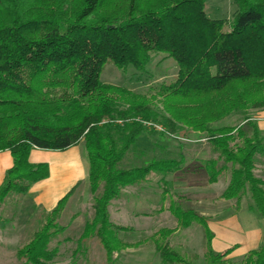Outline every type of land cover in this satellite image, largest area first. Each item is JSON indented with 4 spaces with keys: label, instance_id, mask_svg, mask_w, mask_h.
Returning a JSON list of instances; mask_svg holds the SVG:
<instances>
[{
    "label": "trees",
    "instance_id": "trees-1",
    "mask_svg": "<svg viewBox=\"0 0 264 264\" xmlns=\"http://www.w3.org/2000/svg\"><path fill=\"white\" fill-rule=\"evenodd\" d=\"M233 2L231 20H211L206 0H0V151L12 157L0 204L48 176L46 164L29 163L32 149L62 151L82 144L92 219L79 240L95 238L112 264L121 245L118 232L129 229L110 222V202L121 189L179 165L157 146L159 155L153 151L149 162L120 168L127 151L137 153L136 138L155 131L143 124L151 122L160 123L161 135L206 132L216 155L203 164L208 181L227 173L222 198L248 194L251 208L264 219V181L253 173L255 157L264 154L262 133L249 116L237 127H211L232 114L264 109V0ZM153 54L171 59L177 72L149 94L100 80L107 64L122 73L129 66L143 72ZM73 191L48 212L18 258L27 264L52 258L48 245L63 230L56 221ZM168 211L180 228L202 227L205 264L229 262L227 251L212 250L206 218L171 201ZM174 231L158 234L164 238ZM155 245L163 264H192L167 244ZM243 262L264 264V245Z\"/></svg>",
    "mask_w": 264,
    "mask_h": 264
},
{
    "label": "rangeland",
    "instance_id": "rangeland-1",
    "mask_svg": "<svg viewBox=\"0 0 264 264\" xmlns=\"http://www.w3.org/2000/svg\"><path fill=\"white\" fill-rule=\"evenodd\" d=\"M236 9L233 0H206L205 13L211 20H231ZM176 72L177 66L171 59L162 54H153L143 72H138L129 66L122 73L113 65L107 64L103 68L100 80L106 84L123 86L132 92L146 95L151 93L152 89L157 88L161 83L172 82L176 77ZM154 108L160 111V104H155ZM253 111L255 112V110H249L246 113L232 114L213 123L211 127L213 129L226 126L237 127L232 125H237L244 121L243 119L248 114H253ZM151 131V129H148V133L141 134L136 138L137 153L131 152V150L127 151L119 164L120 168H131L149 162L154 157L153 151H155L156 155H159V151L156 148L153 151L148 149L150 141H153V139L156 141L165 139V141L170 142L176 148H178L177 143H180L184 148L195 151L202 158H207L211 155L210 151L212 149L207 141L208 134L206 132H192L188 129H181L177 130L174 135L165 133L161 135L158 130ZM175 137H179V140L175 141ZM139 146L145 147L147 150L144 151ZM195 169L197 168L193 166L192 168L188 167L186 171L183 170L174 175L170 174L166 182L158 180L161 175L152 174L147 178L146 182L131 186L135 191L133 194L122 196L121 199L127 200L128 209L132 207L139 209V211H147L152 210L153 204H155L156 214L150 216L149 219H135L129 214L121 217V220L118 221L111 219L114 224L128 226L127 228L129 229L128 231L118 232L121 245L119 250L112 255V264H163L156 250V243L167 244L172 250L178 252L192 264H205V237L202 227L192 224L189 228H180L177 224L176 228L179 229V232L173 235L176 231V229H173L175 228L176 219L168 212L158 214V209L167 207L170 201L175 202L183 209L192 206L187 203L188 200L186 199L192 189H189L186 185L194 181L197 184L202 183L205 178L203 171H195ZM253 173L256 178L264 181V154L255 157ZM172 176H174L173 180L170 178ZM224 176V178L229 179L227 173ZM228 179L226 182H228ZM175 180L181 181L186 185L181 188H172L170 181L172 183ZM131 187L129 188L130 190L132 189ZM215 187L219 192L224 190L225 183L223 178L220 179L218 186ZM135 194H139L141 200ZM163 195L164 198H162ZM21 197L22 195L12 194L0 204V264H27L24 260L18 258L17 252L27 245L33 234L45 224L48 213L36 211L31 216H27L29 214L28 210L22 212L24 216H22L21 212L20 214L18 213ZM163 199L165 200L163 201ZM140 201H144L143 204ZM116 203L115 201L113 202L111 213H113ZM220 203V220L228 217L230 225L234 224L236 226L239 224L242 228L249 227V220L246 219L248 218L247 215L252 213L251 215L254 217L259 216L251 208L252 202L248 194L227 202L225 199L220 198ZM91 204V194L90 197L86 196V194L83 195L81 189L72 192L63 205L56 221L63 230L50 240L48 249L54 252L52 258L46 264H107L105 253L95 238L79 240L85 223L92 219ZM194 212L197 213L196 211ZM232 214L235 217L231 219L229 216ZM206 222H208L207 219ZM143 225L144 228H139V226ZM160 229L175 231L163 238L162 235L158 234ZM221 229L223 230L221 234L224 231L228 232L225 228ZM226 264H244L243 257L229 260Z\"/></svg>",
    "mask_w": 264,
    "mask_h": 264
},
{
    "label": "crops",
    "instance_id": "crops-1",
    "mask_svg": "<svg viewBox=\"0 0 264 264\" xmlns=\"http://www.w3.org/2000/svg\"><path fill=\"white\" fill-rule=\"evenodd\" d=\"M248 116L252 119V121L256 123L264 139V109L255 110L253 114H248ZM243 123L244 121L232 126L242 125ZM178 138H175V141L179 140ZM177 144L178 148H176V146L173 147L170 142L165 141V139H162L160 141H156L155 139H153V141H150L148 149L153 151V149L158 146L163 149L164 153L168 157H176L179 160L177 169L169 172L165 176H160V178L158 179L159 181L163 180L164 182H166L170 174L174 175L177 172L183 170L186 171L188 167L192 168L193 166H195V168H197L195 169V171H203L204 162L216 157V155H214L213 152L210 151L211 155H209L207 158H202L195 151L189 148H184L180 143ZM139 148L144 151L147 150V148L145 147L139 146ZM28 161L30 164L34 165L41 163L46 164L48 167V176L45 179L34 183L29 188L27 193L22 195L21 199L19 200V214L20 212L22 213L27 210L29 211V214H27V216H31L36 211L48 213L53 210L56 207L57 203L72 189H74V191L81 189L83 195L86 194V196L90 197L88 182L89 164L86 150L82 144H77L62 151L42 150L34 148L29 153ZM11 167L12 157L9 151H0V186L4 180L6 172ZM203 173L205 174V178L203 179L204 182L202 183L197 184L194 181L191 183H187L186 185L181 181L175 180V183H171L170 181V185H172V188H181L186 185L189 189H192V191H189L190 195L186 197V199L188 200L187 203L192 206L187 209H192L207 219V226L213 234L211 240L212 250L216 253H224L227 251L228 254L226 256V259L232 260L243 257L249 251L255 250L261 245H264V219H262L261 217H254L253 215H251L252 213H249V215H247L248 218H246L247 220H249V227L245 228L240 227L239 224H237L236 226H234V224L230 225V223L228 222V217H226L224 220H220V198H222L221 195L226 189L229 183V179L227 178L228 182H226L227 179L224 178L225 176L223 174L217 178L216 182L210 183L208 181L207 174L204 171ZM173 177L174 176L170 178H172L173 180ZM221 178H223L224 180L225 188L222 192H219V190H216L215 186H218ZM130 187L131 186H127L121 189L119 197L110 202V205L108 207V215L109 220L112 224L114 223L111 221V219H114V221H118L121 220V217L127 216L126 214L133 216V218L135 219H149L150 216L156 214L155 204H153L152 210L147 211H139V209H134L132 207L128 209L127 200H123L121 198L122 196H126L125 194L129 195L130 193L133 194L135 192L132 187V189L130 190ZM135 195L138 199H140L139 194ZM114 201L117 203L116 207L113 209V213H111V209L113 208L112 204ZM227 201L230 200H226V202ZM143 202L144 201H142L141 203L143 204ZM168 206L159 208L158 214H163L166 212L170 214V212L168 211ZM22 216H24L23 213ZM229 217H231L232 219L235 217V215L232 214ZM114 225L126 228L128 227L117 224ZM176 227L177 221L175 223V228H173L176 229L173 235L179 232V229H177ZM139 228H144V225L139 226ZM221 228L227 229L228 232L224 231L223 234H221V232L223 231Z\"/></svg>",
    "mask_w": 264,
    "mask_h": 264
},
{
    "label": "built area",
    "instance_id": "built-area-1",
    "mask_svg": "<svg viewBox=\"0 0 264 264\" xmlns=\"http://www.w3.org/2000/svg\"><path fill=\"white\" fill-rule=\"evenodd\" d=\"M143 124L148 127V128H153L155 131L158 130L159 132L160 131H163V128L161 125H158V124H154V123H151V122H143Z\"/></svg>",
    "mask_w": 264,
    "mask_h": 264
}]
</instances>
